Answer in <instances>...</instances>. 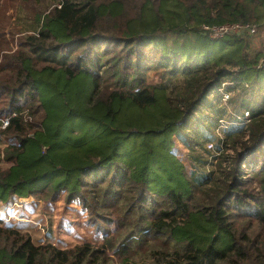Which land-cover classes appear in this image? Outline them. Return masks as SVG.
Here are the masks:
<instances>
[{
	"label": "trees",
	"instance_id": "trees-1",
	"mask_svg": "<svg viewBox=\"0 0 264 264\" xmlns=\"http://www.w3.org/2000/svg\"><path fill=\"white\" fill-rule=\"evenodd\" d=\"M48 7L17 48L0 53V116L9 117L0 134L15 139L0 153L10 161L0 167V200L63 191L94 218L120 206L146 230L111 254L113 238L60 248L0 220V264H264V49L245 32L212 38L202 27L250 21L259 29L264 0ZM223 79L228 103L240 91L245 102L250 89L262 100L248 123L226 131L225 140L245 138L236 165L225 168L222 154L217 175H188L176 139L195 152L213 138L208 118L224 112Z\"/></svg>",
	"mask_w": 264,
	"mask_h": 264
},
{
	"label": "rangeland",
	"instance_id": "rangeland-1",
	"mask_svg": "<svg viewBox=\"0 0 264 264\" xmlns=\"http://www.w3.org/2000/svg\"><path fill=\"white\" fill-rule=\"evenodd\" d=\"M51 1L52 0H0V44H3V48L0 51L1 54L7 51H13L18 47L19 42L25 34L33 32L39 24L37 22V16L45 13L49 9V7H46L51 5ZM248 37L251 46L264 49V25L259 26L258 31L254 34H249ZM156 78L157 77H155V81H157ZM242 94H244L242 91H240V93H235L231 103L220 101L218 106L224 109L222 116L229 118L231 115H234L232 111L241 113L244 108L251 110L250 105L254 107L262 100V92L256 94V89H250L246 92L249 98H247L245 102L242 101ZM258 94L260 100L257 99V97L259 98V96H257ZM212 95L215 98V95ZM211 102L213 101L211 100ZM213 103H216V98ZM204 110L206 113L208 112L211 114V111L215 109L204 108ZM211 115L212 118H208L209 128L207 129V133H209L207 135H211L213 138L201 141L203 144L201 143L200 146L196 148L195 152H190L182 142L176 139L174 151L184 163L188 175L192 172L201 175L210 169H216L215 174L217 175L220 171L217 161L221 159L220 156L222 154L229 155L228 160L222 162L225 168H229L230 166L234 167L237 163L236 150H243V145L245 143V141H243L245 140L243 136L239 137L236 135L234 137V142H232V138L225 140V138H227L226 131L230 127L223 131L221 135L215 134L214 127L217 119L215 117L213 118V116H216V114ZM0 117L2 118V116ZM36 121V118H34V125H36ZM235 125L237 124H233L231 127ZM1 129L0 127V130ZM224 140L227 141V145L224 144ZM10 141H15V139L0 134V153L3 152L4 146ZM210 142L215 148L212 149L207 147V144ZM219 146L222 148L220 152L218 151ZM216 154L219 155L217 159ZM197 155H201L202 158H195L194 156ZM204 159H207L205 164L203 162ZM9 164L10 161L6 160L4 157L0 158L1 168H6ZM246 165V168H243L241 163L239 164V169L241 170L240 174H242L244 178L250 175L248 173L250 168L248 164ZM28 197H32L33 201L27 204L19 203L17 201V196L10 198L9 207L8 205L4 206L5 203H3V205L0 204V218L9 221V223L19 224V227L30 233L33 241L36 243L50 241L60 248H65L86 241L94 245H100L104 240L106 241V239L113 238L114 248H112V250L110 249L112 254L119 249V245L122 242L128 241L132 237H138L146 230V228H142L139 225L137 226L136 218L132 217L130 214H126L124 209H119L120 206H113V208L103 211L105 216L94 218L90 215L88 209L83 207L78 201L66 202L63 191H60L55 198L38 199L31 195ZM13 205L18 207L14 209V211ZM1 222L3 223V220Z\"/></svg>",
	"mask_w": 264,
	"mask_h": 264
},
{
	"label": "built area",
	"instance_id": "built-area-1",
	"mask_svg": "<svg viewBox=\"0 0 264 264\" xmlns=\"http://www.w3.org/2000/svg\"><path fill=\"white\" fill-rule=\"evenodd\" d=\"M203 29L207 32V34L212 38H219L222 36H225L229 33L233 32H245L247 34H254L258 31V25L255 22L250 21H244V22H225L221 24H204ZM261 60L264 62V55L261 58ZM229 81L223 79L221 81V84L218 86L217 91L221 97V100L225 103H228L232 91H228L226 89V85ZM236 111H232V114L229 118L220 116L217 118L214 132L217 135H221L223 131L228 129L233 124H246L250 120V110L248 108H244L241 113H235ZM9 123V117H2L0 118V127L4 128ZM208 148H215L213 144L210 142L207 144ZM241 166L243 168H246V163H241ZM28 196H17V201L19 203H29L33 201L32 197ZM9 207V206H8ZM1 219V218H0ZM3 221H7L4 219H1Z\"/></svg>",
	"mask_w": 264,
	"mask_h": 264
},
{
	"label": "crops",
	"instance_id": "crops-1",
	"mask_svg": "<svg viewBox=\"0 0 264 264\" xmlns=\"http://www.w3.org/2000/svg\"><path fill=\"white\" fill-rule=\"evenodd\" d=\"M10 201H11V199H9V200H7V201H2V200H0V204L3 205V203H5L4 206H6V205L10 206V203H9ZM26 204H27V203H26ZM13 206H14V205H13ZM11 207H12V206H11ZM11 207H10V208H11ZM19 207H20V206H19ZM16 208H18V207H15V206H14V207H13V211H14V209H16ZM4 222H9V221H4ZM17 225H19V224H17Z\"/></svg>",
	"mask_w": 264,
	"mask_h": 264
}]
</instances>
